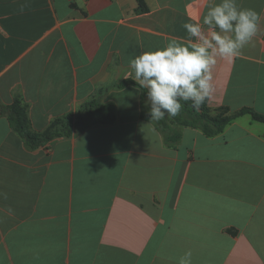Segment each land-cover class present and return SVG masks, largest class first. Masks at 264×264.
<instances>
[{"label": "crops", "instance_id": "0c3cea01", "mask_svg": "<svg viewBox=\"0 0 264 264\" xmlns=\"http://www.w3.org/2000/svg\"><path fill=\"white\" fill-rule=\"evenodd\" d=\"M142 1L0 0V107L19 102L34 136L87 101L115 110L34 148L0 111V264H178L189 250L192 264H264V120L243 113L211 138L179 126L165 147L123 77L208 0ZM238 2L260 27L218 61L205 102L264 115V0Z\"/></svg>", "mask_w": 264, "mask_h": 264}, {"label": "clouds", "instance_id": "9594fccd", "mask_svg": "<svg viewBox=\"0 0 264 264\" xmlns=\"http://www.w3.org/2000/svg\"><path fill=\"white\" fill-rule=\"evenodd\" d=\"M260 23L259 13L238 0H208L202 20L183 24L184 37L134 55L123 78L146 93L150 121L178 116L182 102L190 101L198 111L214 92L213 68L220 60L231 63L238 58ZM178 264H192V252L186 251Z\"/></svg>", "mask_w": 264, "mask_h": 264}, {"label": "trees", "instance_id": "16d2710c", "mask_svg": "<svg viewBox=\"0 0 264 264\" xmlns=\"http://www.w3.org/2000/svg\"><path fill=\"white\" fill-rule=\"evenodd\" d=\"M136 1L139 10L144 11V2L142 0ZM127 83L135 84L132 81H124L118 84L117 87H122ZM143 93L146 95L144 91ZM182 103L183 108L178 116H166L159 122L150 121L147 110L142 109L140 113L141 119L150 122L154 126L161 135L164 146L169 149H175L180 141L179 126L199 130L204 136L211 138L219 135L233 119L243 113H252L253 119L264 120V115H258L249 109H242L237 113L228 114L225 108L210 109L206 102L198 111L193 109L190 101ZM0 111L6 116L11 128L20 135L29 148L42 145L57 137H68L72 132H80L94 125H108L115 121V110L112 105H102L95 100H91L81 105L74 117L68 114L57 119L43 135L34 136L29 133L24 109L19 102L8 107H0Z\"/></svg>", "mask_w": 264, "mask_h": 264}]
</instances>
